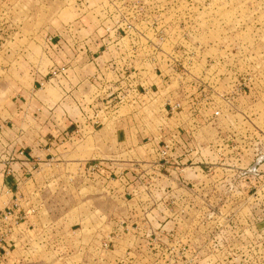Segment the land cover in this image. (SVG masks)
<instances>
[{
    "label": "rangeland",
    "instance_id": "374dc122",
    "mask_svg": "<svg viewBox=\"0 0 264 264\" xmlns=\"http://www.w3.org/2000/svg\"><path fill=\"white\" fill-rule=\"evenodd\" d=\"M17 1V7L7 14L16 25H0V39H16L9 45L0 41V134L16 124L9 69L29 70L31 63L46 74L48 63L42 58L40 40L46 32L60 29L61 23L85 15L91 31L97 28L106 39L108 49H100L109 68L105 83L122 92L104 106L108 108L92 109L91 116L95 120L97 115L100 119L114 113L111 117L125 121L96 129L94 139H89L92 128H85L88 135L70 156L44 162L47 165L20 176L23 184L12 176L8 191L3 192L0 182V264H116L127 258L130 242L125 226L131 222L129 214L138 210L135 201L127 204L133 194H118L119 183L113 177L103 190L98 181L105 177L93 175L97 171L92 168L89 173L85 163L106 159L119 146L126 152L135 145L136 152L143 155L144 138L159 132L168 137L178 126L187 135L188 149H193L185 153L189 155L187 164L192 159L204 172L196 174L198 182L187 186L200 197L197 203H154L149 207L155 218L150 216L152 226L167 217L170 228L183 229L179 235L169 236L163 246L167 264H264V204L224 203L227 190L220 182L229 171L217 169L225 160L235 169L248 168L264 153V0ZM20 38L24 40L20 42ZM29 41L35 42L28 45ZM23 49L28 63L12 64L16 60L8 53ZM18 80L30 87L27 79ZM44 84V90L39 85L37 97L56 100V90ZM237 89H242V96L235 93ZM226 92L233 94L223 98ZM127 95L133 96L131 107L126 105L131 98ZM177 102L184 109L171 111L168 105ZM214 109L222 111L219 119L211 118ZM74 115L79 118L78 112ZM118 126L131 132L125 143L118 144L113 137ZM234 134H243L245 143L240 144ZM206 162L218 166L208 171ZM202 179L212 181L209 187L202 188ZM251 181L257 180L251 177ZM211 197L217 203L205 200ZM155 238H149L152 247L161 245Z\"/></svg>",
    "mask_w": 264,
    "mask_h": 264
},
{
    "label": "crops",
    "instance_id": "0c3cea01",
    "mask_svg": "<svg viewBox=\"0 0 264 264\" xmlns=\"http://www.w3.org/2000/svg\"><path fill=\"white\" fill-rule=\"evenodd\" d=\"M18 4L19 1L17 0H0V25L6 27L16 25L15 21L7 19V14L12 12ZM36 17L38 18V14ZM90 27L87 15H85L79 18L76 17L69 23H61V27L57 31L44 34L40 40L41 48H39L42 52V58L45 57L48 63L46 74L40 71V67L36 68L37 70L32 68L31 63H29L31 70H25L26 72L19 70L14 72L12 67L9 69V77L11 78L9 91H12L15 96L12 101L15 105L12 112L16 124H12V129L7 128L6 133L3 131L4 135L0 134V178H3L0 179V182L2 181L3 192L8 191L7 186L13 180L12 176L17 177L16 181L23 184L20 176L28 175L32 169L41 166L44 162L57 161L60 157L70 156V153L76 149L77 144L83 143L85 135H88L84 134L85 128H92L93 131L89 133V139H94L98 133L96 129L101 128L103 130L113 122L122 124L125 121L119 116L111 117L114 113L104 117L101 116L100 119L98 115L95 120L91 116L92 111L94 112L92 109L112 104L114 100L122 95V92H117L120 89L119 87L105 83L103 77L106 76V70L109 68L104 63L105 52L100 49L105 47L106 39L103 38V35H99L97 28L91 31ZM48 35L55 38L58 46H52V43L49 42L51 37ZM23 40L24 38L19 39L20 42ZM0 41H3V45H9L15 43L16 39H14L15 42H10L7 38L2 37ZM34 42L29 41L27 43L29 45ZM105 49L107 50L108 47H105ZM24 51L25 49L21 53L10 51L7 56H13V59L16 60L12 64H15V62L20 63L22 60L28 63L25 61ZM17 76L27 79L29 82L27 85L30 87H26L21 83ZM46 77H48L47 81ZM44 83L56 90V100L49 97L48 101H43L37 97L38 92L44 87ZM39 85L41 89H39ZM112 87L114 89L111 94L103 98L102 94ZM37 89H39L38 92ZM116 92L117 94H115ZM109 96L114 97L106 101ZM132 97L127 100V106H133V104H129ZM249 97L250 95L246 96L247 99ZM124 102L125 99L120 103ZM135 102L133 101V103ZM77 112L79 118L74 115ZM101 113H103V110ZM131 119L133 117H130ZM241 128L243 130V127ZM130 135L131 132H126L121 126H118L113 133V137H115L118 144L125 143L131 138ZM163 136L164 134L159 132L156 136H151L146 140L144 138L142 143L146 142L142 146L145 152L143 155L136 152L135 145L127 148L126 152H123L124 149L119 146L110 157L101 159V161L91 159L85 163L89 173L92 168L97 171L93 175H97L98 178L105 177H101L102 180L98 181L104 186L102 187L103 190L109 187L111 182L107 180L109 177L117 179L119 186L116 192L118 194L123 193L124 196L133 194L127 204L135 201L138 208V210L135 208V211L129 214L131 222L125 226L129 230L126 234V238L130 242L128 257L118 259L116 264H167L168 255L163 246L168 241L169 236L179 235L183 229L181 227L170 228L167 217H161L159 220L162 223H158L157 227L152 226L150 216L153 217V212L149 209L150 205L154 203H180L184 205L192 202L197 203L200 200L199 196L191 194V190L188 191L187 185L198 182L197 178L199 176L196 174L203 173V168L200 166L192 167L187 164L189 162H186V160L189 156L182 158L181 168H174V170L164 169L160 166L158 164L159 149L161 137ZM240 137L242 138L244 135L238 136L237 140ZM242 143H245V140ZM189 145L191 146V144ZM125 154L128 155L127 159L122 157ZM206 168L204 167V169ZM230 172L234 171L229 170L225 173L220 182L224 184L230 182L231 184L234 181V183L232 182L233 186H224L227 190L224 203L264 204V165L260 168L258 176H248L241 180H237L235 175ZM175 175L178 177H175ZM251 177L256 178L257 181H251ZM204 180L206 183L203 185ZM210 182L212 181L202 179L200 183L204 186L202 188H205L209 187ZM112 193H114V190ZM205 200L211 203H217L218 201L216 197ZM165 220L167 221L164 222ZM171 232L174 233L171 234ZM113 233L115 234L116 231H113ZM153 235L156 237L155 239L160 241L162 247L161 245L152 247L153 244H151L149 238ZM116 241H113L115 243L114 248L117 246ZM148 241L151 247L147 246ZM170 246L172 245L170 244ZM179 247L182 248V245ZM151 250L153 252H150ZM130 258L133 259L130 260ZM206 262L204 261V264H208ZM193 263L196 264L195 261Z\"/></svg>",
    "mask_w": 264,
    "mask_h": 264
},
{
    "label": "built area",
    "instance_id": "2783aa9c",
    "mask_svg": "<svg viewBox=\"0 0 264 264\" xmlns=\"http://www.w3.org/2000/svg\"><path fill=\"white\" fill-rule=\"evenodd\" d=\"M49 42L52 43V46H58V43L55 41L54 37L49 38ZM56 42V43H55ZM236 94H238L239 96H242V89H237L235 91ZM233 94V92L231 93H224L222 95V97H226L227 95H231ZM192 99V98H191ZM193 100V99H192ZM227 101L228 106H230V101L229 98L225 99ZM123 101V100H122ZM121 101V102H122ZM169 109L171 111L177 110L179 112H181L184 108H183V103L182 102H177V103H170L169 105ZM233 106V105H232ZM166 107V104H165ZM222 111L220 109H214L213 113L211 115L212 119H219L221 117ZM192 116V114H191ZM98 117V115L96 116ZM187 135L183 134L181 131H179V126L177 131H174L172 134H170V136L168 137H161V142H160V149H159V165L162 166L164 169H174V168H181L182 164H181V160L182 158H186L189 155H186L185 153L189 154L190 152H192L193 149L187 147V143L185 140V137ZM234 138L238 139V136H236L235 134L233 135ZM243 137H240V144H242L243 141ZM235 140V139H233ZM237 141V140H236ZM230 143H227V148H229ZM235 146L230 148V153H232L233 150H235ZM264 152V151H263ZM183 153V155H181ZM240 153V152H239ZM185 154V155H184ZM239 160V159H237ZM193 163V164H192ZM208 166L207 169L209 171L215 170L216 167L218 165L217 162H206ZM201 164H204L203 162H201ZM197 163L193 162L191 159V163L190 166L192 167H197ZM225 165L228 166V169L225 168ZM264 165V153H261L255 160L254 164H252L250 167L248 168H239V169H235L233 166H231V164H228L227 161L225 160V162L223 163V165H221L220 167H217V169H224L225 172L229 171V170H233L234 171V175L237 176V178L241 179H245L248 176H258L259 175V171L260 168ZM224 166V168L222 167ZM175 170V169H174ZM234 183V181H232ZM230 184V182H228L227 184H224L226 186H233V184ZM188 186V185H187ZM112 242V241H111ZM109 244H104L105 248L108 247Z\"/></svg>",
    "mask_w": 264,
    "mask_h": 264
}]
</instances>
